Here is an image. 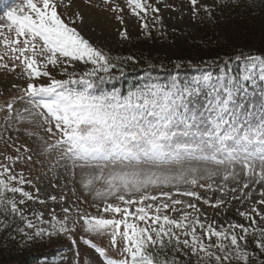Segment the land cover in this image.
Listing matches in <instances>:
<instances>
[{
	"label": "snow or ice",
	"instance_id": "1",
	"mask_svg": "<svg viewBox=\"0 0 264 264\" xmlns=\"http://www.w3.org/2000/svg\"><path fill=\"white\" fill-rule=\"evenodd\" d=\"M190 2L195 17L198 0ZM126 4L137 16L147 14L152 7L147 0H126ZM25 7L26 10L19 13L16 9L5 13L8 23H0V44L10 60L20 61V66L26 70L30 82L24 91L33 107L44 110L37 115L45 124L51 125L45 129L46 132L54 134L55 128L60 134L55 144L46 143L45 150L59 148L62 150L61 160L71 161L81 168H93L96 174L86 178L83 186L89 188L95 182H103L105 190L97 191L96 195L113 197L119 202L106 203L103 208L105 213L118 214L119 219L87 215L82 219L89 232L102 233L111 229L113 246L117 236H121L124 241L122 258H109L104 248L91 240L84 242L104 257L106 264H178L175 258L160 259V253L173 246L177 250L188 249L198 257L203 253L200 259L214 258L216 264H230L233 258L247 264L249 254L240 241H246L249 235L264 250V228L259 230L257 238L256 230L249 233V227L243 224L230 223L219 228L213 223L205 224L198 214L192 216L176 208L185 202L175 199L173 191L163 190L175 189L176 195L201 199L199 193L190 188L213 187L211 183L205 185L200 182L216 175L207 167L209 164L238 163L245 176H258L256 182H264V91L261 92L257 115L256 106L248 100L249 93L245 87V82L253 80L257 68L261 80H264V57H246L244 73L239 77H227L225 74L223 83L219 80L212 83V78L204 75L202 80L194 82V88L188 85L179 87L173 79L168 85L146 86L144 90L129 92L123 97L117 92L97 95L91 91L94 82L90 77L97 71L107 72L110 67H115L112 57L93 46L62 19L56 0H25ZM116 10L122 11L119 6ZM152 10L159 11L156 8ZM204 11L210 14L211 10L205 6ZM117 19L122 18L118 16ZM126 35V31L121 32L122 37L126 38ZM38 56L43 59L38 60ZM61 58L90 62L93 68L79 80L70 76L67 80L52 78L47 85L31 82L37 77H49L47 66L59 65ZM2 60L3 55H0ZM16 66L13 63V71ZM0 67L7 68L8 65L0 63ZM72 84L82 87L72 88ZM203 86L210 87L214 96L207 105L201 106L202 111L193 96ZM7 108L11 111L13 104L9 103ZM25 150L28 151L26 147ZM8 159L14 161L17 158ZM257 161L259 172L255 171ZM105 169H109L107 175ZM238 175L226 172L222 179L227 182ZM25 183L30 181H25L23 173L17 174L8 165L0 164V209L5 215L0 224H4L5 229L8 227L5 223L8 215L20 214L23 219L18 204L24 203L23 199L17 202L8 198L6 193H19L32 199L21 186ZM181 185L190 188L181 190ZM243 187L247 188L248 184ZM153 189L160 191L153 194ZM204 202L210 203L208 200ZM222 203L218 200L214 206ZM259 203L264 204V200ZM187 207L199 213L196 204L189 203ZM169 209L181 212L179 219L168 215ZM252 211L257 212L255 208ZM240 215L252 224L256 223L255 217L249 213L241 212ZM257 215L264 219V214L257 212ZM27 227L32 229L35 226L28 221ZM59 231L66 229L61 227ZM54 234L38 228L28 238ZM213 237L216 238L215 245L205 244V238L211 241ZM213 247L223 255L211 251Z\"/></svg>",
	"mask_w": 264,
	"mask_h": 264
},
{
	"label": "rangeland",
	"instance_id": "2",
	"mask_svg": "<svg viewBox=\"0 0 264 264\" xmlns=\"http://www.w3.org/2000/svg\"><path fill=\"white\" fill-rule=\"evenodd\" d=\"M56 3L58 14L62 19L71 27L76 28L93 46L105 53L127 45L131 54H135V49H139L145 54L162 58L165 61H172L179 66L190 64L196 72L192 82L187 84L190 88H194V82L202 80L204 75H209L212 78V83H216L217 80L223 83L226 79L225 74L227 77H239L244 73L246 58L241 59L239 65L236 63L222 65L220 75L216 77L214 68L204 64L202 53H193L197 19L196 15L194 17V9L190 1L147 0V4L152 7L149 8L147 14L141 13L139 16L132 14L127 7L126 0H56ZM117 6L122 11H114ZM205 6L211 10L208 14L210 21L217 25L221 20L226 19L230 8L228 0H198L196 13ZM152 8L159 9V11H153ZM13 9L18 10V13L20 10H26L25 0H0V23H8L5 13ZM77 14H79V18H77ZM118 16L122 19H117ZM143 24H146L147 27H142ZM124 31L127 34L126 38L121 36V32ZM223 32L229 39H239L235 37L233 31ZM5 34H8L7 30H5ZM0 55H3V60L0 63L8 65L7 68L0 67V164L8 165L17 174L23 173L25 181H30V183L21 186L31 194L32 199L23 197L19 193L13 199L17 202L21 199L24 200V203L18 204V207L21 209L22 215L35 226L32 229L27 228L25 231L27 235L24 240L29 249H44L49 252L48 256L35 264H106L104 257H101L94 248L86 244L85 240H91L97 246L104 248L109 258H122L124 241L121 236H117L116 245L113 246L111 229L102 233L89 232L82 219L86 215L119 219L121 217L118 214L114 215L103 211L106 203L116 204L119 202L113 197L104 198L96 195L97 191L105 190L103 182H95L89 188L83 186L86 178L96 174L93 168H81L74 166L71 161L61 160L60 152L62 150L59 148L51 151L45 150L46 143L55 144L56 140L60 138V134L55 128H53L54 134L46 132L45 129L51 125L45 124L43 119L37 115L44 110L33 107V103L25 94L24 90L30 80L24 67L20 66V61H11L9 55L5 54L2 44H0ZM255 56L260 55L250 57ZM37 59L41 60L43 57L38 56ZM13 63L17 65L14 71L12 70ZM92 68L93 65L90 62L69 61L67 58H61L59 65L49 64L47 66L49 77H37L31 82L37 85H47L52 78L62 80V76L65 75L69 78L71 76L73 79H79ZM104 73H113V70L109 68ZM173 79L181 87L177 76H174ZM245 87L249 93L248 100L255 104L257 115H259L261 92L264 91V80L260 78L259 68L256 69L253 80L245 82ZM213 96L212 89L203 86L193 96V99L196 100L197 107L203 111L201 106L207 105ZM140 102L143 103V100ZM9 103L13 104L11 111L7 108ZM25 109L28 111L25 112ZM25 147L28 151L25 150ZM28 157L31 159L29 160ZM8 158L17 159L13 161ZM207 167L216 175L200 182L205 185L211 183L213 185L211 189L207 187L191 189L190 186H180L181 190L190 188V190L197 191L201 199L176 195L175 189H163L173 191L175 199L185 202L183 205L175 207L191 213L192 216L198 214L202 222L213 223L217 228L221 225L226 227L230 223L243 224L249 227V232L264 228V219L257 215V212L264 214V204L259 203L264 200V195H262L264 182L257 183L258 176H245L238 163L235 165L209 164ZM108 170L105 169V175ZM259 170L260 164L257 161L255 171L259 172ZM226 172H235L239 175L236 179L230 178L225 182L222 178ZM245 183L248 184L247 188L243 187ZM221 188L223 191H220ZM151 191L153 194H157L160 189ZM205 200L210 203H205ZM218 200L223 203L218 207L214 206ZM189 203L196 204L199 213L188 208L187 204ZM66 208L69 209L68 212L64 211ZM253 208L257 212H253ZM241 212H247L255 217L256 223L252 224L250 220L245 219L240 215ZM167 214L179 219L181 212H172L169 209ZM141 226H144L143 222H141ZM61 227L66 231H59ZM38 228H44L55 234L29 239L28 237L32 236ZM121 231H123L122 228ZM236 231L239 233L240 230ZM204 242L215 245L216 238L213 237L211 241L205 238ZM240 243L245 246V250L249 254L247 264H251V258L262 259L264 257V250H261L256 243L251 242L248 238ZM210 250L216 252L217 255H223L215 247ZM175 255L178 259L183 257L186 259L185 261L216 264L214 258L200 259L203 257V253L198 257L192 255L188 249L182 248ZM230 264H245V262L233 258Z\"/></svg>",
	"mask_w": 264,
	"mask_h": 264
},
{
	"label": "trees",
	"instance_id": "3",
	"mask_svg": "<svg viewBox=\"0 0 264 264\" xmlns=\"http://www.w3.org/2000/svg\"><path fill=\"white\" fill-rule=\"evenodd\" d=\"M228 2L230 8L227 17L218 25L210 21L209 13L205 12L204 8L196 13L197 32L193 53H202L204 64L214 68L216 77L220 75L222 65L235 63L239 65L241 59L252 55L264 57V0H228ZM223 31L226 33L233 31L235 37L239 39H229ZM129 51L126 45L107 53L115 64V67H110L113 73L97 72L95 76L90 77L94 82V88L91 90L93 94L117 92L123 97L129 92H136L155 83L168 85L174 76H177L179 85L184 87L192 82L196 74L190 64L179 66L172 61L145 54L139 49H135V54ZM101 77L104 79L101 80ZM67 79L68 76H62V80ZM70 87L79 89L82 85L72 84ZM17 194L6 193V196L13 199ZM2 213L3 209H0V220H5V215ZM27 222L25 216L22 219L21 215L17 214L7 216L5 221L8 224L7 229L4 224H0V264H35L49 255L44 249H29L24 240L28 228ZM20 229L23 231H19ZM255 235L259 237V230H256ZM248 239L255 243L251 235ZM181 249L177 250L174 246L166 248L160 253V259L175 258L178 264H198V262L185 261L183 257L178 259L175 253ZM199 264L204 263L199 262ZM251 264H264V257L251 258Z\"/></svg>",
	"mask_w": 264,
	"mask_h": 264
}]
</instances>
